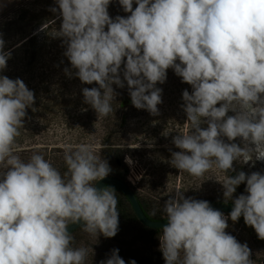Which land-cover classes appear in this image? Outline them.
<instances>
[{"label": "clouds", "instance_id": "clouds-1", "mask_svg": "<svg viewBox=\"0 0 264 264\" xmlns=\"http://www.w3.org/2000/svg\"><path fill=\"white\" fill-rule=\"evenodd\" d=\"M111 2L55 0L57 7L50 9L61 19L53 37L66 48L71 68L65 74L98 85L82 89L98 118L113 111L112 86L125 83L135 108L158 115L163 89L157 84L173 69L192 91L182 92L190 131L173 137L179 151L171 153V165L200 177L213 168L235 171L234 162L253 160L252 152L264 161V0H135L134 9V0H118L130 15L114 19ZM4 46L0 34V71L11 57ZM34 102L23 80L0 75V264H85L88 250L71 246L67 228L83 221L92 236L117 235L116 190L93 183L111 168L96 155L99 143L61 145L63 175L41 154L22 160L17 137ZM125 163L131 166L132 158L126 156ZM245 182L246 194L233 200L227 217L179 190L166 200L167 223L159 235L165 264H253L248 245L225 231L229 218L235 223L243 217L264 240V174L225 177L224 201ZM100 264L125 260L113 249Z\"/></svg>", "mask_w": 264, "mask_h": 264}, {"label": "trees", "instance_id": "trees-1", "mask_svg": "<svg viewBox=\"0 0 264 264\" xmlns=\"http://www.w3.org/2000/svg\"><path fill=\"white\" fill-rule=\"evenodd\" d=\"M53 7H57L55 0H34L18 8L11 16L0 20V34L5 41L4 50L11 52L7 67L0 71V75L23 80L35 96L34 104L26 110L24 128L20 129V136L17 137V144L23 151L16 154L22 160L27 161L34 153L41 154L63 175L67 167L61 145L99 143L101 149L96 155L108 161L111 168L109 176L128 183L146 216L155 221L166 219L163 205L177 190L182 191L185 198L232 205L235 198L246 194V182L241 183L237 186L232 200L226 199L225 203L222 184L217 183L215 184L217 190L212 188L213 190L208 191L207 187L212 184L208 181L210 177L208 171L203 176L196 177L187 172H180L171 165V153L177 151V148L175 150L162 148L160 150L162 155L155 161L160 167L153 171H141L138 185L132 184L129 181L131 169L125 163L126 151L123 145L125 129L137 108L131 103L127 85L125 83L124 88H119L115 84L112 86L115 93L111 101L113 111L107 117L98 118L95 110L84 103L82 95L83 88L98 85L83 84L78 78L74 76L70 78L64 72V69L71 68V65L64 56L66 48L62 39L53 37L61 25L58 14L50 11ZM135 7L134 0L133 9ZM108 12L113 19L118 15L124 17L130 15L123 11L118 0H112ZM167 74L173 83L176 81L178 85L183 83L173 69H168ZM160 85L157 84V87L161 88ZM234 169L235 171L228 172L218 169L217 171L224 178L234 176L239 171L249 175L247 168L238 160L234 162ZM0 170H3V166H0ZM98 181L93 183L96 184ZM177 181L181 185L179 189ZM106 186L116 190L119 211L117 235L105 238L107 241L96 245L80 228L72 233L71 246L88 250L85 264H100V261L109 258L113 249H119V256L125 260V264H130L132 260H135L136 264H165L159 247L161 229H151L141 224L128 198L116 186L111 184ZM154 209L156 215L152 216ZM228 226H230L228 233L236 239L238 237L240 243L252 242L264 246V240L259 239L255 230L245 224L243 217L235 223L229 218ZM252 258L254 262L261 261L264 264V260L256 256Z\"/></svg>", "mask_w": 264, "mask_h": 264}, {"label": "rangeland", "instance_id": "rangeland-1", "mask_svg": "<svg viewBox=\"0 0 264 264\" xmlns=\"http://www.w3.org/2000/svg\"><path fill=\"white\" fill-rule=\"evenodd\" d=\"M24 5L26 4H23L22 0H0V20L6 16H11L14 11H17L18 8ZM160 86L163 89V102L158 105L159 114L152 115L147 110L137 109V111L131 115L128 127L125 129L123 148L126 151V156L131 157L133 161L131 166L129 164L127 165L131 169L129 181L134 185H138L141 171H153L160 167V164H156L155 161L156 158H160L162 155V152H160L162 148L176 149L172 142L174 136L186 134L190 131V122L186 121V113L183 111L181 105L184 103L182 100V92L187 89L191 93L192 88L185 83H179L178 85V81L173 83V80L168 76L166 82ZM237 108L239 110V106H237ZM228 114L234 115L232 112ZM234 142L243 146L239 138ZM137 145H139L138 148H130L136 147ZM149 145L152 146L149 147ZM177 151H179V149ZM251 156L253 160L250 161H246L243 157L237 160L247 168L249 175L257 171L264 174V161L255 160V152H252ZM208 172L210 176L208 177V181L212 184L208 186L207 189L208 191L213 190L212 188H216L217 190L215 184H222L225 178L215 168ZM177 185L179 189L181 186L179 181H177ZM229 228L230 226L225 230L227 233ZM86 234L87 238H90L92 243L96 245L107 241L103 235L92 236L87 232ZM238 239L237 237V240ZM245 243L251 249L250 259H252V261L253 256H256L260 260H264L263 245L259 246L252 242ZM253 264L263 263L261 261H253Z\"/></svg>", "mask_w": 264, "mask_h": 264}, {"label": "water", "instance_id": "water-1", "mask_svg": "<svg viewBox=\"0 0 264 264\" xmlns=\"http://www.w3.org/2000/svg\"><path fill=\"white\" fill-rule=\"evenodd\" d=\"M111 184L116 186L130 201L135 214L137 215L139 221L144 226L151 228V229H161L167 223V219L155 221L146 216L144 213L142 206L136 197L135 193L133 192L132 188L126 183L124 180L114 177L108 176L103 180H99L96 183L97 187H105L106 185ZM210 206L214 209L220 210L223 213L229 214L234 207L232 204H224V203H210ZM83 221L69 224L67 230L70 234L74 233L75 231L82 228Z\"/></svg>", "mask_w": 264, "mask_h": 264}, {"label": "built area", "instance_id": "built-area-1", "mask_svg": "<svg viewBox=\"0 0 264 264\" xmlns=\"http://www.w3.org/2000/svg\"><path fill=\"white\" fill-rule=\"evenodd\" d=\"M34 0H22L23 4H27V3H30V2H33ZM225 216L227 217L228 214L224 213Z\"/></svg>", "mask_w": 264, "mask_h": 264}]
</instances>
